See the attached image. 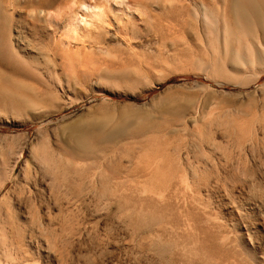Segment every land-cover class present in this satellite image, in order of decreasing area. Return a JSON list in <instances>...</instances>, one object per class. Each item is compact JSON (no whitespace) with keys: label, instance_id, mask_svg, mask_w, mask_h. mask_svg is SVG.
I'll return each mask as SVG.
<instances>
[{"label":"rangeland","instance_id":"rangeland-1","mask_svg":"<svg viewBox=\"0 0 264 264\" xmlns=\"http://www.w3.org/2000/svg\"><path fill=\"white\" fill-rule=\"evenodd\" d=\"M216 1L84 0L96 28L0 0V136L51 203H0L1 264H264V28L225 47Z\"/></svg>","mask_w":264,"mask_h":264},{"label":"bare ground","instance_id":"bare-ground-1","mask_svg":"<svg viewBox=\"0 0 264 264\" xmlns=\"http://www.w3.org/2000/svg\"><path fill=\"white\" fill-rule=\"evenodd\" d=\"M102 1L104 3H111L112 1H114V2H118L122 5L127 4L126 0H102ZM217 3H218V0L215 2V8H216L215 13L216 14L215 13L213 14V12L211 14H213V16L216 17V19L221 17V16L224 17V18L222 17L221 20L224 24V31L228 35L226 37V39L229 38L227 40L229 42L225 43V45L226 44L227 45L226 46L224 45L225 47H228V46L230 47V42H232L233 39L235 40V38H232L230 41V38L232 36H234V33H231L232 31L233 32L238 31L243 36L248 37L253 33V30H263V28H264V0H227L226 12H225V9L222 8V6L218 7ZM0 4H1V2H0ZM34 7H35V11L38 13V15H40V16L43 15L47 19L53 20L54 22H57V24L60 23L61 18H65V17L71 16V15L77 16L76 11H78V10L93 14V18L95 19V23L93 25H95L96 28L103 27L105 24H107V21H108L107 12L104 10L103 7L97 6V5L92 6V5L86 4L84 2V0H35ZM202 8H205V5ZM206 9H204V12H205V14L208 15L209 11L207 12ZM211 9L209 8L208 10L211 11ZM53 10L59 11V13L58 14L52 13ZM212 11H215V10H212ZM211 14H209V15H211ZM213 16H211V17H213ZM225 17L226 18L228 17L231 20L232 27H230L229 24L225 23V20H224ZM216 19H213V21H217ZM230 34H231V36H230ZM245 37H243V38H245ZM241 38H240V40H238V46L232 47L233 49H235L234 51L232 49L233 54H229L228 49L224 47L225 50L227 49L226 50V52H227L226 56L228 57V60L230 59V62L237 65V67H239V65L250 66L253 63L256 64V63H259L260 61L262 62V57H261L262 54H260V51H258V49L256 50L255 48H253V46H251L250 47L251 49H249V51L246 53L242 50ZM251 56L253 57V60H249V58ZM237 67H236V69H237ZM247 68L248 67H246V69ZM253 68L255 70V67H253ZM258 72H259V70H258ZM66 131H67V129H66ZM36 134H37V132H36ZM115 134L117 135L118 132L105 134L104 138H105V136H107V138H108V137L114 136ZM40 135H42V134H40ZM66 135H68V134H66ZM71 138L74 141V144L72 146L73 148L78 149L82 146V136L81 137L78 135L75 136V134H74V136H72ZM62 139H64V138H62ZM111 139H112V137H111ZM50 141H51V138H50L49 142ZM27 142H28V136L27 135H19V136H7V135L2 136L1 135L0 136V192L2 193V198L0 200V203L2 201L3 202L5 201L11 207L13 205V202H14V203H17L18 206H23V205L27 206L28 208L32 209L35 213L39 214V212L41 210V206L45 202H47V200H48V202L50 200L49 196H47L48 194H46L47 193L46 189H48V190L50 189L49 185H47L48 188L46 187V189H45L44 186H42L43 184H41V181H39L35 177V175H37V172L41 171V169H42V167L40 166L44 162V161L42 162V157L38 158L37 161L39 163H33V162L31 163L30 160H29L30 162L27 161L24 168L21 169L19 175H16L17 165L23 159L24 146L27 144ZM73 148H72V150H73ZM31 153L33 155V152H31ZM35 156H37V155H35ZM38 176L40 177L41 175H38ZM43 177H44V175H43ZM44 178H46V177H44ZM43 183H45V182H43ZM9 184H10V187L7 189V186ZM47 204L50 205L51 203H46V204H44V206L46 205V207H48ZM44 206H42V207H44ZM28 211H29V209H28ZM28 214H30V212ZM31 215H32V213H31ZM41 215H42V213H41ZM40 218H42V217H40ZM36 219L37 218L35 217L34 220H36ZM38 223L40 224V220ZM33 233L34 232L31 231V234H33ZM0 249L2 250V248H0ZM9 254L10 253H8V255L6 256L7 258H9V260L4 261L3 264H14L15 263V262H12L10 260V258L11 259H14V258L9 257ZM11 256H12V254H11ZM1 263H2V261L0 260V264Z\"/></svg>","mask_w":264,"mask_h":264}]
</instances>
